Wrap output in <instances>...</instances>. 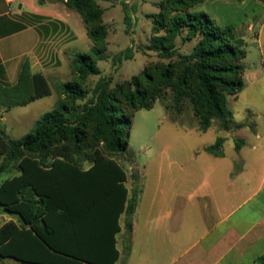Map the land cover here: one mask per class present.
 <instances>
[{"label": "trees", "instance_id": "16d2710c", "mask_svg": "<svg viewBox=\"0 0 264 264\" xmlns=\"http://www.w3.org/2000/svg\"><path fill=\"white\" fill-rule=\"evenodd\" d=\"M56 1L80 15L93 45L74 55V80L55 84L54 107L26 135L11 139L0 130V175L16 172L0 184V211L18 217L0 221V264L6 258L23 264H116L120 218L126 214V254L139 191L130 197L127 172L113 157L128 152L133 114L151 109L171 89L177 108L190 100L200 131L207 132L214 120L224 131L242 128L232 127L227 98L245 89L247 52L233 25L221 26L208 13L193 11L207 0H163L154 30L165 35L154 37L149 48L169 63L114 88L112 77H102L87 98L84 83L100 74L96 61L106 59L104 11L98 0ZM178 37L196 40L190 54L176 51ZM175 56L177 64L171 61ZM51 95L46 76L33 72L28 58L13 85L0 80V110ZM223 147L219 137L204 151L223 157ZM240 149L237 143L235 150ZM256 264H264V254Z\"/></svg>", "mask_w": 264, "mask_h": 264}, {"label": "rangeland", "instance_id": "374dc122", "mask_svg": "<svg viewBox=\"0 0 264 264\" xmlns=\"http://www.w3.org/2000/svg\"><path fill=\"white\" fill-rule=\"evenodd\" d=\"M162 1L98 0L104 11L103 23L108 31L106 59L96 61L100 74L89 76L84 83L87 98L92 97L94 87L102 77H112L111 88H114L141 75L145 69L153 71L156 66L169 63L168 59L161 58L149 48L154 37L165 35L163 31L155 33L154 30ZM46 2L45 7L53 8L51 14H54L55 10H58L55 3L59 2ZM58 5L60 8L63 4ZM63 7L71 11L72 16L68 22L73 30L71 33L60 30L56 36L42 39L32 55L35 60L31 62V65L37 63L35 68L32 67L33 72H41L46 76L52 95L25 106H16L7 111L0 110V130L11 139L26 135L36 120L54 107L57 101L55 84L74 80L71 69L74 55L77 52H88L93 45L80 15L64 5ZM193 11L206 12L219 25H233L237 30V38L243 42L247 52L243 77L246 86L237 97L227 98V109L232 114V127H257L261 138L257 139L250 130L239 132L238 135L246 140V146L237 153L234 147L240 139L233 131L241 128L224 131L218 121L214 120L207 132L200 131L199 119L194 116L190 100H184L177 108L173 101V91L167 89L151 109H140L133 114L128 152L126 155L113 157L129 174L131 187L136 176L144 177V187L140 188L146 189V193L148 190L167 192L169 188L181 191L198 188L199 177L188 181L184 176L186 173L197 175L199 167L194 161L195 157H212L202 150H197L214 144L219 137L224 139L227 159L244 160L250 173H254L256 187L264 173V4L260 0H207L196 5ZM195 43L196 40L183 41L178 37L175 41L176 51L180 54H190ZM171 61L177 64L178 56L173 57ZM8 173L5 171L1 177ZM14 173L16 172L4 175L3 178H8ZM243 183L241 177L239 185ZM8 217L18 219L16 215L0 211V221L5 222L9 220ZM13 261L15 262L6 258L4 264Z\"/></svg>", "mask_w": 264, "mask_h": 264}, {"label": "crops", "instance_id": "0c3cea01", "mask_svg": "<svg viewBox=\"0 0 264 264\" xmlns=\"http://www.w3.org/2000/svg\"><path fill=\"white\" fill-rule=\"evenodd\" d=\"M58 4L55 3L58 10L54 14H59L53 16V8L45 7L46 0H0V80L13 85L25 58L34 62L32 55L42 39L56 36L60 30L71 33V11L63 5L60 9ZM38 16L53 18L38 20ZM243 130L261 138L257 127L234 130L241 145L239 151L235 150L237 153L246 146V140L238 135ZM205 147L197 151H204ZM194 161L199 167L197 175L186 173L184 179L190 181L197 176L200 184L190 191L169 188L167 192L146 193L140 188L144 187V177L136 176L131 187L127 173L130 197L139 191L138 203L130 252L126 254V214L120 218L117 247L121 256L116 264H256L264 254V173L256 187L255 175L245 161L228 160L225 151L223 157H195ZM3 177L0 175V184L7 178ZM241 177L244 183L239 185ZM7 263L22 264L16 260Z\"/></svg>", "mask_w": 264, "mask_h": 264}]
</instances>
